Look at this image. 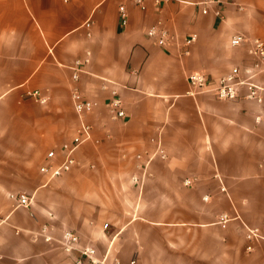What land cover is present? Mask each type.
Segmentation results:
<instances>
[{
  "label": "crops",
  "instance_id": "crops-1",
  "mask_svg": "<svg viewBox=\"0 0 264 264\" xmlns=\"http://www.w3.org/2000/svg\"><path fill=\"white\" fill-rule=\"evenodd\" d=\"M200 1L0 0V264H73L40 235L45 224L123 262L264 264V240L246 251L244 227L264 224V122L255 121L264 102L190 94L186 78L249 64L248 44L230 38L264 41V0H220L206 12ZM158 20L174 35L166 46L146 35ZM255 81L264 85V70ZM73 89L94 102L83 115L91 137L49 178L47 152L61 162L79 123ZM113 95L123 118L107 112ZM22 193L28 207L17 205Z\"/></svg>",
  "mask_w": 264,
  "mask_h": 264
},
{
  "label": "built area",
  "instance_id": "built-area-1",
  "mask_svg": "<svg viewBox=\"0 0 264 264\" xmlns=\"http://www.w3.org/2000/svg\"><path fill=\"white\" fill-rule=\"evenodd\" d=\"M136 5H142L146 0H131ZM170 0H154L155 3L169 2ZM202 12H206V4H217L220 0H202L200 2ZM216 15L222 17L223 13L221 8L214 10ZM118 14L122 24L126 23L127 15L124 4L118 6ZM90 21L86 22V26L89 27ZM146 35L150 38H154L156 43L160 46H166L169 41L174 37L173 33L162 23L161 20L157 21L156 25L147 29ZM196 34L191 33L186 35L180 44V53L187 54L189 52V46L195 41ZM242 43H247V51L252 58L249 64L242 66H233L230 70L217 77L211 78L202 72H189L186 76L189 85V93L195 94L198 92H211L216 98L219 99H236L246 98L254 100L258 103L264 102V85L255 81V77L262 70H264V41L259 38L245 37L243 34H235L230 38V44L237 46ZM88 54V53H87ZM88 61V57L84 60L77 59L72 65V79L77 80L79 72L83 70V63ZM32 95L38 96V91L32 92ZM71 99L74 109L79 117V123L75 128L72 139L69 142H65L61 145L60 150L63 154V159L59 163H54L55 151L50 150L46 154V161L40 166V171L47 174L49 178H53L68 171L75 163L74 152L78 146L85 140L91 137V126L84 119L83 115L89 112L94 105V102L84 98L77 89H73L71 92ZM39 101L44 102L45 98H39ZM107 112L112 118L125 117V110L122 106V101L117 95H113L107 103ZM257 123L264 122V114H258L255 116ZM261 164H264V158L261 160ZM185 185H191L192 180L189 178L184 179ZM221 189H225L221 187ZM17 201V205L28 207L30 204V198L27 194H18L14 196ZM221 221H226L228 218L225 214L220 215ZM107 223L103 224V229L107 228ZM245 227V250L252 251L255 243L264 240V224L260 226H248ZM40 235L45 241H54L58 244L59 248L65 253L72 256L73 264H138L137 256H132L128 261L123 262L116 255H109L106 251L102 256H98L94 247L91 245H81L80 237L78 233L71 229L64 230L60 236L56 237L48 230V225H43L40 231Z\"/></svg>",
  "mask_w": 264,
  "mask_h": 264
}]
</instances>
